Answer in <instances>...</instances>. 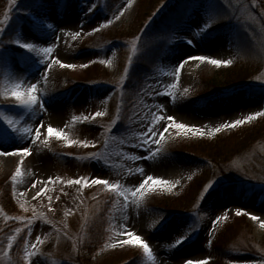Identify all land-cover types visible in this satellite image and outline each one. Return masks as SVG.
<instances>
[{
  "label": "rangeland",
  "instance_id": "rangeland-1",
  "mask_svg": "<svg viewBox=\"0 0 264 264\" xmlns=\"http://www.w3.org/2000/svg\"><path fill=\"white\" fill-rule=\"evenodd\" d=\"M173 1L186 12L183 18L169 21L170 8L164 10ZM92 3L95 7L89 12ZM29 7L30 0H17L16 4L0 0V21L6 10L9 15L0 25V44L13 50L10 41L22 27L29 39L35 38L42 46V38L48 35L51 39L46 42L57 45L52 55L76 67L53 64L45 78L46 65L25 64L19 51L12 52L8 67L0 66V106L5 114L24 116L29 124L43 120L45 125L50 123L68 132L70 139L97 143L68 145L55 136L45 142L42 136L39 141L5 144L11 148L24 143L32 147V153L23 162L25 174L17 179L15 192L12 184L10 194L15 205L4 202L2 184L11 180L20 158L0 155V264H28L23 260V245L20 249L17 246L20 234L7 249V237L17 226L32 241L37 234L43 238L32 264H184L186 259L205 257H211L208 264H259L264 260V228L246 214L253 212L264 219V116L208 134L226 121L264 109V0L255 4L252 0H227L221 5L225 18L215 21L202 37L194 33L203 19L202 0H132L131 5L128 0H64L60 7L55 0H47L42 11L55 24L54 33L33 27L24 15ZM140 8L149 12L142 20L137 18ZM114 14L118 18L113 19ZM163 15L167 18L161 19ZM107 19L112 23L90 31ZM81 27L83 32L75 40L60 31L75 32ZM176 37L196 42L190 45ZM133 42L136 53H132ZM129 54L133 56L130 64ZM186 55H210L233 62L216 66L208 61H188L172 89L174 96L148 95L159 92L156 81L165 85L175 81L174 68ZM36 58L41 59L42 54L37 53ZM23 77H27L26 82L40 79L38 89H45L39 94L46 111L34 120L28 119L29 114L16 106L13 98L4 95ZM157 104L164 105L159 111L165 115L196 125L205 134L170 127L162 139L157 136L150 143V148L159 150L151 159L137 158L146 155L138 146V135L150 123L152 106ZM117 107L120 121L113 126ZM94 112L104 115L83 119ZM74 115L81 119L73 121ZM165 123L161 121L157 129L162 130ZM156 139L161 142L155 143ZM137 167L143 172L137 173ZM148 174L172 181L174 187L158 186L143 197L131 198L127 207L123 197L102 185L63 183L76 177L99 176L135 186ZM49 176L63 179L48 182L45 192L36 196L44 187L38 178L46 181ZM33 180L38 181L34 189ZM209 181L215 183L202 196ZM24 188L28 191L21 195ZM237 208L246 212L237 215ZM224 213L227 217L213 228L212 221ZM4 215H35L31 233L27 220L5 221ZM93 219L105 225L100 224L103 228L99 234L104 238L90 248L87 241ZM123 224L149 243L155 261L149 260L139 245L113 246L116 239H123L118 235ZM189 226L193 228L189 238L174 245L179 235L187 234Z\"/></svg>",
  "mask_w": 264,
  "mask_h": 264
},
{
  "label": "snow or ice",
  "instance_id": "snow-or-ice-1",
  "mask_svg": "<svg viewBox=\"0 0 264 264\" xmlns=\"http://www.w3.org/2000/svg\"><path fill=\"white\" fill-rule=\"evenodd\" d=\"M86 2L90 3V0H86ZM227 0H202V7L201 12L203 15V19L199 25H197L194 29V33L198 37H202L207 35L208 31L212 28L215 21L225 18L224 10L221 8L222 4H225ZM257 0H252V3L255 4ZM10 4H16L17 0H9ZM57 7H60L64 0H55ZM132 0H128V5H131ZM47 6V0H30V7L24 11V15L31 21L33 27L37 31L47 30L50 32H55L56 26L54 23L51 22V18L46 16V13L42 11ZM95 4L92 3L91 6L88 7L87 11L91 12ZM121 13L123 12V8L119 10ZM118 18L117 15H113V19ZM9 20L8 11L6 10L3 21H0V25H3L4 22ZM84 21L81 20V25H83ZM112 19H107L104 22L97 25L96 28L91 29L90 31L96 32L100 28L105 27L107 24H111ZM0 31H3V28L0 27ZM60 31L65 36H71L73 40L81 35L83 32V27L80 28L79 31H71L60 29ZM177 39H184L188 44H194L192 38L188 37H176ZM55 39L58 41L60 39L59 36H56ZM139 39V37H137ZM11 44L15 46L13 50H9L5 45L0 44V66L5 68L8 67V59L12 55V52L19 51L20 59L25 64H43L46 65L45 70L43 72V76L46 78L48 75V70L52 68L53 64H59L62 67H69L75 68V64L66 63L65 61L61 60L59 57L52 55L53 51L56 49L57 45L55 43H48L44 42V46L40 43L36 42V39H29L25 33H23L22 27L15 31L14 38L10 41ZM132 53H136L137 51V44L133 42L132 46ZM42 54L41 59L36 58V54ZM133 56L129 54V64L132 62ZM188 61H208L213 65L220 66V65H230L233 61L232 59H218L214 58L210 55H186L183 59L179 60L177 65L175 66V81L168 84H161L159 81H156L157 86L159 87V92L151 91L148 95H169L174 96L172 89H174L179 81L181 69ZM93 61H88V63H92ZM105 63H110V61L105 60ZM86 66V65H82ZM129 71L128 67L125 68V73ZM27 77L21 78L19 81L14 82L11 86L5 91L4 95L11 97L14 99L15 105L18 107H22L26 110L29 114L28 119L35 118L36 115L46 111L45 102L42 99L39 93L45 92L44 88H39L38 85L41 83L40 79L35 80L34 82H26ZM119 87V85H118ZM153 111L150 113V123H148L145 127L144 131H141L138 135V146L145 149L146 155L142 157H137L140 159H151L154 154H156L159 150L150 148V143L154 140L155 137L159 136L161 139L164 136V133L168 131V129L174 128L179 129L181 131L187 132L192 131L193 133L203 136L205 134L204 130L196 125H189L183 122H179L176 120L174 116L165 115L160 109L164 108L163 104H157L152 106ZM120 108L117 107V116L112 121V125L115 126L116 123L120 121L119 116ZM104 115L103 112H94L91 116L85 115L83 116L84 120L94 119L96 116ZM264 116V109L259 111H254L249 113L248 115L244 116L240 119H234L231 121H226L220 124L218 127L212 128L208 134L211 135L214 132H219L221 129L229 128V127H236L238 125H242L246 122H250L253 119ZM80 116H73L72 120L77 121L80 120ZM161 121H167V123L161 125L162 130L157 129V125H160ZM43 136L44 141L50 137H57L63 139L68 145L72 144H80V145H94L97 141H87V140H73L69 138V133L64 131L62 128L54 127L52 124L45 125L43 120L35 121L34 124H29L25 120L24 116H20L19 118H15L13 116L5 114L4 109L0 106V155L3 156H10V155H17L20 158V163L16 166L15 172L13 173L11 180L13 182V191H16L15 183L19 177H23L25 174L22 171V165L26 157H29L32 153V147L24 146V143H21L20 146H14L11 148H5V144L12 142L13 140H19L21 142L27 141H39ZM161 141L160 139H156L155 143L159 144ZM90 157H98L96 153H89ZM129 172L132 170L129 169ZM137 173H142L143 168L137 167L135 169ZM41 182L44 183V187H41L39 191L35 193L36 196H40L41 193L45 192V188L48 186V182L53 181H61L62 177H47L45 181L44 178H38ZM37 180H33L31 183V188H36ZM64 184H77V185H91V184H99L104 186L110 192L116 193L119 197H123L125 207H127L128 202L131 198H136L137 196L143 197L146 192L149 190L155 189L156 187L160 186H167L169 190L174 187L172 181L166 180L160 176H154L148 174L144 176L143 180L140 181L135 186H125L121 184L119 181L112 182L107 178H102L99 176L88 178V177H76L72 179L63 180ZM178 184L179 181H176ZM215 181H209L203 189L202 196L206 194ZM28 191L27 188L21 189L20 194L24 195ZM63 191V189H61ZM79 191V189H78ZM99 195V193H97ZM59 197H57L58 199ZM51 197H49V201ZM137 205H139V200H136ZM49 206H51L49 204ZM21 208L25 207L24 203L20 204ZM2 211V210H0ZM237 215L243 214L246 212L244 208H237L236 210ZM251 219L256 220L259 222L260 227L264 228V219L260 216L255 215L253 212L246 213ZM43 213L41 216L43 217ZM227 217V213H224L222 216L217 215L215 219L212 221V227L215 228L216 223L221 219H225ZM9 219L17 220V221H28L27 231L30 234L32 231L31 225L33 221L36 219L35 215L31 217L25 216H14L9 217L4 215V220L7 221ZM46 219V218H45ZM124 219L126 220L127 217L125 216ZM51 223V221H49ZM196 224V221H193ZM22 228L17 226L14 230H12V234L7 237V249H11L13 247L14 242L17 240V235L20 234ZM116 231V229H113ZM193 228L189 226L187 229V234L179 235L175 241L174 245H180L182 242L186 241L189 238V235L192 233ZM120 237L123 239H116L114 242L115 244H132V245H139L143 253L148 257L149 260L155 261L156 257L154 255L153 249L149 245V243L144 240L139 234H137L134 230L128 229L127 224H123L121 229L118 233ZM43 243V238L40 234L35 236V241L30 240L27 237L22 238V245H23V260L28 262V264H32L31 258L36 256L37 253L40 251L39 244ZM211 243V241H209ZM7 249H5V254H7ZM211 257H205L203 259H186L184 264H208V261ZM253 264H257V262H253ZM259 264H264V260L259 261Z\"/></svg>",
  "mask_w": 264,
  "mask_h": 264
},
{
  "label": "trees",
  "instance_id": "trees-1",
  "mask_svg": "<svg viewBox=\"0 0 264 264\" xmlns=\"http://www.w3.org/2000/svg\"><path fill=\"white\" fill-rule=\"evenodd\" d=\"M175 4H177V2H175V1H173V2H170L167 6H166V8H165V10L164 11H166L168 8H170V11H171V16H170V18L169 19H171V20H169V21H174V20H172V19H175V20H178V19H181V17L183 18V16H184V14H185V12H186V10H184L183 9V7H180L179 5H178V7H175ZM177 6V5H176ZM149 14V12H147V11H143V10H141V8H140V11H139V15L137 16V18L139 19V18H141V20L142 19H144L147 15ZM161 15V14H160ZM140 16V17H139ZM165 16L163 15L162 17H161V19H163ZM167 17H165L164 19H166ZM157 20H159V19H157ZM180 152H182V151H180ZM12 184H13V182H12V180H10V181H7L6 180V182L4 183V184H2V187H3V193H2V197H3V199H4V202L6 203V201L10 204H14L15 205V203H14V199H12L11 198V194H10V191L12 190L11 188H12ZM13 197V196H12ZM104 225V224H102L101 222H99L98 220H92L91 221V223L89 224V229H90V238L88 239V247H90V248H93V247H95V246H97L99 243L101 244L102 242H103V238H104V234H101V235H99L100 234V230L103 228V226H101V225ZM105 226V225H104ZM103 231H104V229L102 230V233H103ZM24 234H22V233H20V237H18V242H19V244L17 245L18 246V248L20 249V247H22V238H24V237H26V231H24L23 232ZM138 256H136V258H137ZM132 260H133V257L131 258V260H129L128 262L129 263H131L132 262ZM127 262V261H126ZM126 262H124V264H127ZM123 264V263H122ZM132 264V263H131Z\"/></svg>",
  "mask_w": 264,
  "mask_h": 264
},
{
  "label": "bare ground",
  "instance_id": "bare-ground-1",
  "mask_svg": "<svg viewBox=\"0 0 264 264\" xmlns=\"http://www.w3.org/2000/svg\"><path fill=\"white\" fill-rule=\"evenodd\" d=\"M42 39H43L44 41H46V40H47V41H48V40L50 41L51 38H50V37L48 38V35H45ZM174 72H175V68H174Z\"/></svg>",
  "mask_w": 264,
  "mask_h": 264
}]
</instances>
